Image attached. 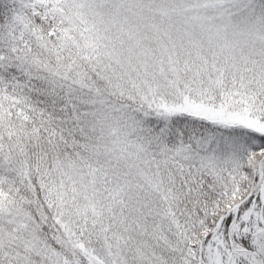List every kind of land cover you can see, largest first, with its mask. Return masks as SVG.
Masks as SVG:
<instances>
[{"label": "snow or ice", "instance_id": "6c2138e0", "mask_svg": "<svg viewBox=\"0 0 264 264\" xmlns=\"http://www.w3.org/2000/svg\"><path fill=\"white\" fill-rule=\"evenodd\" d=\"M0 264H264V0H0Z\"/></svg>", "mask_w": 264, "mask_h": 264}]
</instances>
